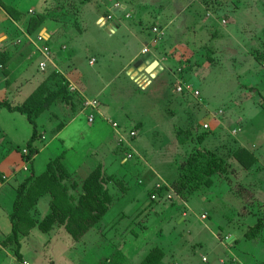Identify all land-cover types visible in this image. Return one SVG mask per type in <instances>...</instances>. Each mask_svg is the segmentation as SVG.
<instances>
[{
    "label": "rangeland",
    "instance_id": "374dc122",
    "mask_svg": "<svg viewBox=\"0 0 264 264\" xmlns=\"http://www.w3.org/2000/svg\"><path fill=\"white\" fill-rule=\"evenodd\" d=\"M89 1H86L81 12L86 11L84 9ZM129 1L133 5V16L146 18L142 24L145 34L146 27L150 29L154 25H158L163 32L156 41L154 35L157 32L150 30V35H147L150 38L148 53L163 63L154 78L151 76L157 68L148 72L142 69L145 66L139 67L143 63L134 65L132 72L126 71L116 78L98 98L104 105L113 106L111 108L116 111L113 119L121 118L128 123L126 130L142 125L138 139L135 138L137 135L132 137V146L119 144L116 142L118 139H111L116 129L110 123H104L98 149H95V142L92 145L87 141L75 142L78 134L74 127L61 137L54 138L55 131L60 127H56L57 123L82 111L85 100L82 93L91 98L87 87L95 84L89 80H83L86 90L79 86L80 89L71 90L68 85L73 83L54 77L51 86L54 90L64 86L66 97H56L50 108L37 118L42 132L35 146L41 149L47 142L49 145L39 156L36 172L45 169L50 159L55 161L60 156L70 169L86 164L83 169L90 171L82 173V176L74 175L72 171L63 172L66 175L64 183L68 184V191L72 194L71 199L65 198L64 203L76 199L82 190L78 182L81 183L95 171V182L101 181L113 198L111 205L103 215L100 214L99 219L85 223L79 216L70 215L74 213L73 208L64 217L54 212L51 202L56 191L52 193L45 188L43 194H35V189H31L25 197L28 207L18 215L17 242L12 235L10 214L19 184L31 173L34 174L33 161L23 157V154L26 156L29 153L26 140L11 142L4 134L1 135L0 264H23L24 261L29 264H109L110 261L105 262L106 258L112 260L116 257L121 258V264H141L155 247L163 251V258L158 264H240L233 260V254L227 248L233 249L245 264H264V253L261 251L253 258L250 254L245 257L236 248L240 238L247 237L246 233L253 228L255 230L259 222L262 223L253 237L264 242V202L252 193L251 182L242 181L240 184L237 181V175L243 176L242 165L249 168L254 162L249 150L248 154H238L246 147L241 144L228 145L236 137L232 130L242 128L239 124L242 125L244 114L260 112L264 120V0H200L204 5L206 2L221 4V11L216 14L209 10L210 14L205 19L195 16L196 23L183 22L177 25L181 28L176 27L178 21L166 26L156 24L161 12L158 4H153L154 7L151 2L150 5L139 4L141 13H138L135 7L137 0ZM93 4L100 14L108 12L104 5ZM120 5L118 1L115 7ZM76 6L79 5L71 7V11H67L60 21L70 24L72 28L91 22L95 25L92 16L86 12L77 15L74 11ZM237 7L239 11L234 14L230 12L238 10ZM257 12L260 14L257 15ZM224 13L227 15L225 22L222 21ZM169 20L166 18V21ZM119 48L116 41H103L99 50L101 57L96 66L105 70L108 62L117 68L118 62L126 56L118 54L122 52ZM111 49H117L119 57L113 53L110 57L108 50ZM91 51L87 50V53ZM207 56L211 59H206ZM5 63L0 65L2 74L7 72ZM38 73L40 75L36 74L37 77H42ZM112 73L110 70L108 75ZM47 77L34 81L33 91L44 84ZM135 80L142 82L140 87L136 88ZM180 81L193 82L199 95L178 92L176 86ZM75 84L73 87L77 88ZM121 91H125V94ZM257 108L259 111H256ZM3 110L15 116L11 122L15 123L17 134L24 135L29 129V138L32 126L26 116L19 112L15 115L6 108ZM10 116L5 119L12 118ZM210 117L221 119L218 130L222 135L209 134V130L202 129L201 122ZM86 118L84 112L75 116L74 125L80 128L86 126ZM92 138L95 139V135ZM121 145L124 150H121ZM91 146L95 149L94 158L87 154ZM125 149L126 153L134 152L139 157L127 156L124 159ZM81 154H86V157H81ZM11 155L19 157L23 163L17 159L9 162ZM204 160L213 170L210 175L205 172L207 184L202 182L203 177L197 171L205 163ZM110 161L115 169L112 172L107 170ZM94 163L95 167L91 166ZM187 163L192 166L197 185L188 197L190 208L193 207L190 217L187 215L190 210L188 206L178 205L179 197H184L172 186L174 181L179 182V175L184 171L182 166ZM157 172L159 181L155 183L154 174ZM238 185L241 186L242 196L236 190ZM164 187L163 193L159 194ZM55 198L58 199L57 196ZM182 214L188 218L185 220ZM211 220L216 224L212 229L208 224ZM224 227L225 233L220 231ZM229 232H235V236H229Z\"/></svg>",
    "mask_w": 264,
    "mask_h": 264
},
{
    "label": "crops",
    "instance_id": "0c3cea01",
    "mask_svg": "<svg viewBox=\"0 0 264 264\" xmlns=\"http://www.w3.org/2000/svg\"><path fill=\"white\" fill-rule=\"evenodd\" d=\"M52 1L51 0H0V65L2 62H6L5 66H7L5 67L7 68L6 70L7 72H5L4 74L0 73V99L1 100L7 99L12 104L22 103L29 97V95L32 93L33 89L35 88L34 81L42 80L43 78L48 76L51 72L56 73L55 77L57 76L59 78H64L68 82H71L73 84L76 83L77 88L76 87L74 88L73 84L68 85L69 89L71 90H78L80 89L79 87L86 90V87L83 86V80L84 81L89 80L90 82H93L95 84V85H91L90 87H87L89 92L92 94V96L91 98H87L88 95L82 93V97L85 98L83 103L84 105L83 107L81 106L82 111L81 112L79 111V113L77 114L79 116L84 112L85 115H87L86 118L87 125L81 128L78 125L77 126L74 125V118L75 116H77L74 114L72 117L69 116L67 120L65 119L56 124V127L59 126L60 127L55 131L54 138L57 136L61 137L63 133L68 132V130H70L71 127H74L75 133L78 134V136H75L76 137L74 140L75 142L82 143V141H87L90 145H92V143L95 142V149L96 148L98 149L100 147L99 142L103 137L104 131H102V128L104 127V125L105 124L107 125V123L112 124L113 122H117V124H119V129L123 132L124 131L128 132L134 128L137 131L136 134L137 137L135 138L138 139L139 135H141L140 131L142 125H139L138 128L130 127L128 130H126V125H128V123H124L121 118L120 120L113 119L115 117L113 113L116 112L111 108L113 106H111L110 104L104 105L98 97L101 93H103L104 90L107 91L110 85L112 84V82L120 75L124 74V72L126 71L132 72L131 70L133 69L134 65L138 66L140 63H144L141 60V56L144 53H148V50L144 51V49L148 48V42L150 40L149 36L147 37V35H150L149 27H146L147 34H145V28L142 25L144 24V21H146V18H142V16L136 18L135 16H133L132 13L133 5L129 0H126L129 3H125L124 2L125 0H90V1L86 0L87 2L89 1L88 7L84 9L86 11H82V12L81 9L87 2L85 0H74L75 5H79L76 6L77 7L76 9L78 10L76 9L74 10L76 14L77 13L82 14L86 12L88 15L92 16L91 19L95 21V25H93L91 22L85 24V26L79 25L77 26V28L76 27L72 28L71 25L68 23H64L59 20L55 21L51 18V16L54 13L55 14L56 12L61 13L59 10L55 11L57 9L56 7L57 4L55 0ZM118 1L120 2L121 5L117 8L115 7V4ZM93 2H95V4L97 5H104L107 8L108 12L105 13V15L100 14L95 9V5L93 4ZM137 2L138 3L135 7L138 8V13L139 12L141 13V7H139V4L145 5L147 3L148 5H150V2L152 3L151 6L153 4L154 5L158 4L159 8H161V12L158 13L159 17L156 21L159 23L156 24L159 25L162 24L163 26H166L167 24L173 21H178L176 23V27L181 28V26H177V25H180L183 22L191 23V22H187L186 20L189 17L193 18L194 20L195 16L199 15L202 19H205L206 15L210 14V12H206V13L204 12L205 7L202 1L200 0H137ZM52 5L54 6V8ZM154 5L152 7H154ZM112 10L113 12H111ZM239 10L240 9L238 8V10H232L230 12L234 14L236 13V11ZM39 14L45 15V19L41 18L38 24L34 22V25L33 24L31 25V20L33 16H37ZM245 14L243 18L246 17ZM259 14L260 12H257V15ZM60 16H58L59 19L61 18ZM162 17L164 18L162 19ZM166 18H169L170 20L166 21ZM191 18H189V20H192ZM223 19L225 20L227 18L223 16ZM164 20L165 23H163ZM74 29L76 30V33L74 32ZM94 30H95V34H93ZM90 31L92 32V34L90 33ZM39 35L43 37L41 40L39 39ZM107 39H110L113 42L116 41L118 45H120L119 49L122 50V52L118 54L120 55L125 54L126 56L118 62L117 68L115 66H111L108 62H106L105 64L106 68L105 70H103V69H99L96 66V64L97 61L99 60V57H101V52L99 51L101 45H103V41H106ZM42 46H48L51 57V61L47 63V66L44 69H41L39 66V62L44 58V55L40 52ZM87 50H92V51L90 54H88ZM116 50L117 49L108 50V54L110 55V57L112 53L113 55H115V57H119L117 56ZM150 52L152 54H155L153 51ZM77 55H80L81 57H77ZM158 61L159 63L155 65V68L157 69L155 70V73L151 76L152 78L156 77V75L159 73L161 68V63H163L162 60H158ZM139 67L141 68L144 66L140 65ZM30 69H32V72H30L31 71ZM142 69H145V67ZM110 70H112L113 73L111 75H108V72ZM38 72L42 74V77L40 78L37 77L36 74H39ZM135 81L136 82L134 83L137 84L136 88L140 87L142 82H140L139 80H135ZM129 91L130 89L127 91V93ZM120 93L125 94V91L124 92L121 91ZM185 94L192 95L190 92H186ZM88 99L89 100L96 99L98 101L97 106H87L85 102ZM53 102L54 101H52L49 107L44 111L48 110ZM3 108L5 107L0 105V137L1 135L4 134L5 138H8L11 142L13 140H17V141L22 140V142L26 140L28 142V140L32 135L33 128L29 138H28L29 129L27 133L20 136V134H17L18 130L14 129L15 123L11 122L12 120H14L13 117L15 116L13 117L10 116L9 113L3 110ZM6 110L8 112H13V114L15 115L16 112H18V111H10L7 108ZM121 110L122 112L124 111L123 109ZM256 111H259V109L257 108ZM125 113L126 112L124 111V114ZM259 113L260 112H257L255 114L254 113L244 114L242 118L243 123L242 125L239 124L242 128L237 127V129L240 128V130H236V129L232 130V133L235 134L236 137L234 138L235 140L234 139L230 140L228 145L236 146L241 144L240 146H245L246 150H249V153L251 154V155L249 154V156L253 158L252 160H254V162L249 168L248 167L244 168L242 165L243 176L239 177L240 175H237L238 176L237 181L240 184L243 183L242 181L251 182L253 184L251 190L252 193H254L261 201L264 202V120L262 119ZM91 115L93 116V119L89 120L88 117ZM103 115H105V117ZM7 116H10L12 118L5 119ZM207 119L205 118L203 122H201L202 129L204 131L209 130L208 131L209 134L218 133V135H222V133L219 132L218 130V126L222 122L221 119L214 117H210ZM50 120L52 119L50 118ZM204 122L209 123L210 129L204 128L203 126ZM37 124L39 128V123L37 122ZM39 132L41 133L42 131L39 130ZM237 132H239V134ZM93 135H95V139L92 138ZM116 136L117 133L114 131V136L112 137L111 135V139L115 141L117 139ZM37 140L34 141V146ZM61 140H63L64 142L65 139L62 137ZM48 145L49 143L47 142V145L44 146L45 148L43 147L41 149H38L39 151L32 157L35 176H39L43 171L45 172L48 169L49 164L53 161L52 159H50L46 163L45 169L43 170L39 169V171L36 172L38 165L37 161L39 159V156L42 152L46 150V147ZM95 149L94 147L91 146L87 154H90L94 158ZM121 150H124L123 146L121 147ZM124 152H125L124 159H126V154H127L126 149L125 151H123V153ZM241 152L242 151H239L238 154H243ZM135 156L139 157L138 154H134V157ZM81 157L85 158L86 154H81ZM15 159L23 163V161L20 160V158L17 157L16 155L13 156L11 155L9 157V162L10 160H15ZM59 159L63 162L62 156H60ZM124 159L122 160L124 161ZM63 163H64L63 166L64 170L58 173V175H63V179H62L63 182L66 181V179L64 178V176H66L63 173L64 171H66L67 173L72 171L74 175H79V176H82L81 175L82 173L88 171V169L87 170L83 169V167H85L86 164L84 166L79 165L74 169H70L66 166L65 161ZM82 164H84V162ZM91 166L95 167V163L94 165ZM235 166H237V164H235ZM107 167H108L107 170L110 169L111 172L112 170H115L111 161L110 164L107 165ZM235 169L237 170V168ZM85 175L86 174H84L83 176ZM154 175L156 177L154 182L156 183L157 181H159V179L157 178L159 177L158 176L159 174L157 172ZM202 200L204 201V198H202ZM177 201H178V205L182 204L188 206L187 208H189L190 210L189 212L187 210L188 212L187 215H189L190 217V213L193 211L192 210L193 207L190 208V198L184 199L179 197V200ZM207 212L209 213V211ZM182 215L184 216L185 220L186 218H188L185 217L184 214ZM198 219L202 221L201 218ZM208 224L210 225L208 226L211 229L213 228L214 225H216L213 220H211ZM206 225L204 224V227H207ZM225 227L223 230L220 231L225 233L226 232ZM229 233H230L229 236L231 237L235 236V232L232 233L229 232ZM235 238H237V236ZM237 247L245 257L246 255L250 254V256H253V258H255L256 255H260V251L264 253V242H261L256 238L254 239V237L253 238L241 237L236 245V248ZM227 249L229 250V252L233 254L234 261H239L240 264H245L244 262L240 261L243 259L240 258L236 254V252L233 251V249L231 250L229 248Z\"/></svg>",
    "mask_w": 264,
    "mask_h": 264
},
{
    "label": "trees",
    "instance_id": "16d2710c",
    "mask_svg": "<svg viewBox=\"0 0 264 264\" xmlns=\"http://www.w3.org/2000/svg\"><path fill=\"white\" fill-rule=\"evenodd\" d=\"M57 10H59L61 13H54L51 18L53 20H61L58 16L63 17L66 15L67 11H71V7L75 5L74 0H55ZM204 5V3H203ZM205 9L204 12H208L209 10L212 13L218 14L221 9V4H206L204 5ZM77 8V7H76ZM55 10V11H57ZM78 10V9H76ZM209 11V12H210ZM76 13V12H75ZM58 15V16H57ZM224 16L227 18V15L224 13ZM47 17V16H46ZM45 19V15L39 14L37 16H33L31 20V25H34V22L37 24L39 23L40 19ZM196 18L198 19V16L196 15ZM225 22V20H222ZM189 22L196 23L195 19L189 20ZM161 25V24H160ZM151 31L157 32L154 37L155 41L159 38H161V35L163 32L160 30V27L158 25H154L150 28ZM148 50V48H147ZM206 59H211L210 56H207ZM55 72H51L47 79L44 81V84H40L30 95L29 97L23 101L20 104H12L7 99H0V105L7 108L10 111H18L27 116L28 121L31 123L33 132L28 140L26 146L29 150V153L26 154V156L23 154V157L27 160L31 161L32 157L39 151L36 146H34V141L37 140L40 137V132L37 124V117L49 107L50 103L55 100L56 97L62 96L66 97L64 94V86L61 85V87L57 89H53L51 86V81L55 77ZM57 77V76H56ZM189 81V80H187ZM184 81V82H187ZM186 93V92H183ZM138 127V126H136ZM242 152H246L248 154L247 150H242ZM239 157V156H238ZM205 161V160H204ZM32 164V162H31ZM207 161L200 167H198L199 174L203 177L202 182L204 181L206 184L208 183L207 180H205V172L207 175H210V173L213 171L210 169L209 166L206 165ZM64 163L59 159L56 158V160L52 161L49 164V168L45 173H43L40 176H35L33 173H31L29 176H27L18 186L16 191V197L14 199L13 203V210L10 214V220H11V231L14 240L19 242L18 237V230H19V222H18V215L22 214L23 209L25 210L28 207V202L25 201V197L29 193V191L32 189L35 194H43L45 191V188L48 190H51L50 192L56 193L54 195V198H52L51 204L53 205V210L57 214H60L61 216H66L67 211L71 208H73L74 213L73 216L77 215L79 216L82 222L90 223L91 221H96L99 219L100 214L103 215L105 213L107 207L111 205L112 197L111 194H109L108 190L103 187V184L101 181L95 182V171L92 173L91 176H88L86 179L82 180V182H78V185L81 187L80 190L81 193H79L74 201H70L71 203H64L65 198L71 199V195L69 193V186L67 183H64L62 181L63 175H58L59 172H62L64 170ZM182 168L184 171L179 175V182L174 181L172 183V186L174 189L180 193L184 198H188L194 189L197 188V185L194 181V175H192V166L190 163L183 164ZM98 176V175H97ZM96 176V177H97ZM165 190V187L163 189L159 190V194L163 193ZM241 194L240 187L238 186L237 189ZM62 201L61 202L56 199L55 197ZM76 196V195H75ZM58 202L60 206L58 205ZM23 205V206H22ZM72 210V211H73ZM262 222L257 223V226L255 227V230H251V232H247L246 236L248 238H252L254 236V233L257 229H259V226ZM85 228L87 225H83ZM84 231L83 229H81ZM18 257H21V254L18 252ZM163 258V251L159 247L153 248L143 259L141 264H158L159 261ZM110 261L109 264H121V258L118 259V257L113 258L110 260L109 258H106L105 262Z\"/></svg>",
    "mask_w": 264,
    "mask_h": 264
},
{
    "label": "built area",
    "instance_id": "2783aa9c",
    "mask_svg": "<svg viewBox=\"0 0 264 264\" xmlns=\"http://www.w3.org/2000/svg\"><path fill=\"white\" fill-rule=\"evenodd\" d=\"M43 37L41 35H39V39L41 40ZM147 48L144 49V51H146ZM40 52L44 55V58L39 62V66L41 69H44L47 66V63L49 61H51V57H50V50L48 48V46H42ZM196 86L190 82H178L177 86H176V90L178 92H191L193 95H199V91L197 89H195ZM86 105L87 106H97L98 101L95 100H86ZM89 120L93 119V116H89L88 117ZM112 126L116 129V133H117V142L119 144H125V145H129L132 146L131 144V139L132 137L136 136L137 131L131 129L128 132H123L119 129V126H117V122H113ZM204 128H209V123L208 122H204L203 124ZM134 153V152H133ZM132 152L127 151L126 157L128 156V158H132L134 156ZM23 264H29L27 261H24Z\"/></svg>",
    "mask_w": 264,
    "mask_h": 264
},
{
    "label": "water",
    "instance_id": "95a60500",
    "mask_svg": "<svg viewBox=\"0 0 264 264\" xmlns=\"http://www.w3.org/2000/svg\"><path fill=\"white\" fill-rule=\"evenodd\" d=\"M141 60H142V62H144L143 66H145V70L148 72H150V70L152 68H154L155 65L158 63V60L154 59L152 56H150V53H144L141 56Z\"/></svg>",
    "mask_w": 264,
    "mask_h": 264
}]
</instances>
